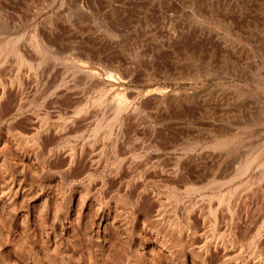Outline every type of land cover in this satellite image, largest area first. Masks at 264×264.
<instances>
[{"label": "rangeland", "instance_id": "1", "mask_svg": "<svg viewBox=\"0 0 264 264\" xmlns=\"http://www.w3.org/2000/svg\"><path fill=\"white\" fill-rule=\"evenodd\" d=\"M0 264H264V0H0Z\"/></svg>", "mask_w": 264, "mask_h": 264}, {"label": "bare ground", "instance_id": "2", "mask_svg": "<svg viewBox=\"0 0 264 264\" xmlns=\"http://www.w3.org/2000/svg\"><path fill=\"white\" fill-rule=\"evenodd\" d=\"M125 108V107H124Z\"/></svg>", "mask_w": 264, "mask_h": 264}]
</instances>
